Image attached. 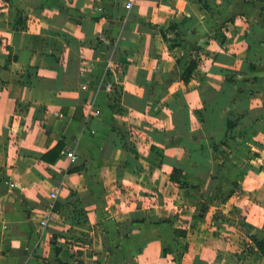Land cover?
Listing matches in <instances>:
<instances>
[{
  "label": "crops",
  "instance_id": "0c3cea01",
  "mask_svg": "<svg viewBox=\"0 0 264 264\" xmlns=\"http://www.w3.org/2000/svg\"><path fill=\"white\" fill-rule=\"evenodd\" d=\"M250 235L264 0H0V264H264Z\"/></svg>",
  "mask_w": 264,
  "mask_h": 264
},
{
  "label": "trees",
  "instance_id": "16d2710c",
  "mask_svg": "<svg viewBox=\"0 0 264 264\" xmlns=\"http://www.w3.org/2000/svg\"><path fill=\"white\" fill-rule=\"evenodd\" d=\"M171 41H172L173 45H176L180 41L179 36L176 35L175 38H173ZM196 48H199V47H196ZM196 67H197V61L191 60L188 64V66L185 68L184 73L182 75V80L185 83L190 80L191 74ZM229 80L233 81L231 77H229ZM119 93L120 92H118L116 95L114 94V97L116 98ZM234 125H235V121L228 119L227 128L229 130H231L234 127ZM62 147H63V144L59 141L55 147H53L49 152L45 153L42 156V159H44L45 161L54 162L59 157L60 152L62 150ZM151 151H153L159 155H162V151L157 149L156 147H151ZM177 172H178V170L174 168L171 175H170L171 180H177V177L175 176ZM180 184H183V183H180ZM206 206H207V204H204V207H206ZM203 209H205V208H203ZM250 237H251L253 246L256 247V249L262 255H264V238H257L254 235H250ZM184 246H186V245H184Z\"/></svg>",
  "mask_w": 264,
  "mask_h": 264
},
{
  "label": "built area",
  "instance_id": "2783aa9c",
  "mask_svg": "<svg viewBox=\"0 0 264 264\" xmlns=\"http://www.w3.org/2000/svg\"><path fill=\"white\" fill-rule=\"evenodd\" d=\"M130 6H131V2H127V4H126V8H129ZM109 68H110V67H109ZM110 69H111V68H110ZM106 86H107V89H108V90H110V91L113 92L112 94H117L118 92H120L119 87H118V86H115V84L112 83V82L107 83ZM65 154H66V156L69 158V160H70L71 162H74V161H75V159H76L75 154H73V153L70 152V151H66ZM9 186H10V187H15V186H17V185H16L14 182H11V183H9ZM56 195H57V189H54V190L50 193V197H51V199L55 200ZM50 207H51V206H50ZM50 209H51V208H49V209L46 211L45 215L42 216V217L40 218V220H39V224H40L41 226H46L47 223H48V221H49V219L51 218V210H50Z\"/></svg>",
  "mask_w": 264,
  "mask_h": 264
}]
</instances>
